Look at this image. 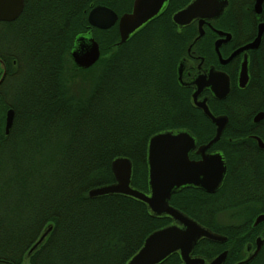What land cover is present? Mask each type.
Segmentation results:
<instances>
[{"label": "trees", "instance_id": "trees-1", "mask_svg": "<svg viewBox=\"0 0 264 264\" xmlns=\"http://www.w3.org/2000/svg\"><path fill=\"white\" fill-rule=\"evenodd\" d=\"M179 1L169 0L159 16L123 43L116 23L91 28L100 55L85 69L69 56L76 36L89 29L83 11L102 4L120 16L133 0H24L15 28L0 34V262H21L51 224L28 262L124 264L150 232L170 222L151 216L130 197L90 198L87 191L112 182L110 162L117 156L131 160V185L146 191V143L158 131L189 128L200 142L212 134L175 81L182 42L172 32L170 13ZM8 89L9 102L3 98ZM8 108L14 116L5 134ZM189 112L197 122L187 121ZM227 151L222 191L236 198L237 189L231 188L236 159ZM216 197L184 188L169 203L220 232L225 226L213 218L220 209ZM219 249L216 242L200 240L193 254L209 258ZM178 263L172 254L161 264Z\"/></svg>", "mask_w": 264, "mask_h": 264}, {"label": "flooded vegetation", "instance_id": "flooded-vegetation-1", "mask_svg": "<svg viewBox=\"0 0 264 264\" xmlns=\"http://www.w3.org/2000/svg\"><path fill=\"white\" fill-rule=\"evenodd\" d=\"M190 1H179L182 4L170 13L172 32L182 42L176 60V65L182 62L181 84L177 81L176 66L175 81L186 94L189 107L199 118L208 121L212 131L210 137L200 142L197 133L185 128L196 139V146L189 153L190 160L200 159L197 148L206 144L215 130V125L191 100L205 103L213 116L226 117L218 140L206 149L207 153L222 154L226 166L224 178L217 191L202 190L217 194L218 216L228 220L224 223L217 219L225 228L216 233L225 239L216 242L220 249L215 255L225 252L222 264H264V217L257 221L264 216V0H226L220 14L194 18L178 28L171 15ZM168 3L169 0L162 12ZM23 8L24 0L21 12ZM83 12L87 16L88 11ZM20 14L11 21L0 20V30L7 31L1 35L15 28ZM187 121L198 120L189 112ZM228 149L233 150L236 159L235 166L230 162L234 172L231 188L237 189L234 195L239 197L236 198H228V192L222 191L228 179V160L224 153ZM24 255L21 262L0 264H39L28 262V256Z\"/></svg>", "mask_w": 264, "mask_h": 264}, {"label": "water", "instance_id": "water-1", "mask_svg": "<svg viewBox=\"0 0 264 264\" xmlns=\"http://www.w3.org/2000/svg\"><path fill=\"white\" fill-rule=\"evenodd\" d=\"M167 0H133L129 12L118 16L112 9L101 4H90L87 12L89 29L76 36L69 56L77 68L85 69L94 64L100 55L98 43L91 36V28L108 29L117 24L119 42H126L131 35L157 17ZM226 0H191L171 15L180 28L194 18H206L220 14ZM23 0H0V20H14L21 12ZM213 11V12H212ZM2 69V63L0 64ZM182 62L176 65L177 81L181 84ZM1 75L0 81L2 80ZM215 125L213 137L200 145L196 153L199 160H190L189 153L196 146L193 134L185 128H172L152 134L146 143V191L131 185L132 162L128 157L117 156L110 162L112 182L90 188V198L106 195H123L141 202L147 212L157 218L166 217L170 222L150 232L139 249L124 264H160L176 254L178 264H222L225 252L211 258L194 255L193 248L200 240L222 242L225 237L201 225L170 203L172 194L184 188H195L207 193L217 191L223 181L226 166L219 151L207 153L206 149L216 142L226 122L225 116H213L205 103H195ZM13 110L5 113L4 133H8L13 121ZM264 216L257 218V221ZM52 225H46L25 256L31 254L46 238ZM259 247V244H258ZM246 261V260H245ZM244 261V262H245ZM242 263V262H241Z\"/></svg>", "mask_w": 264, "mask_h": 264}, {"label": "rangeland", "instance_id": "rangeland-1", "mask_svg": "<svg viewBox=\"0 0 264 264\" xmlns=\"http://www.w3.org/2000/svg\"><path fill=\"white\" fill-rule=\"evenodd\" d=\"M1 33H7V31L6 30H0V34ZM99 59V58H98ZM68 65H67V68H66V70L68 69ZM1 70V69H0ZM3 74V71L0 73V77H1V75ZM11 87H9V89H10ZM9 89L6 91V95H3V98H5V99H7L8 100V102L10 101V100H12V98L10 97V94H9ZM9 109V108H8ZM7 109V110H8ZM6 110V111H7ZM6 113V112H5ZM4 123H5V116H4ZM4 125V124H3ZM10 129V128H9ZM5 134H7V133H5ZM215 215L213 216V218H214V221H217V219H220V217L218 216V213H214ZM222 219H220V220H222L224 223H226L228 220L225 218V217H221ZM222 222V223H223ZM217 223H218V221H217Z\"/></svg>", "mask_w": 264, "mask_h": 264}]
</instances>
